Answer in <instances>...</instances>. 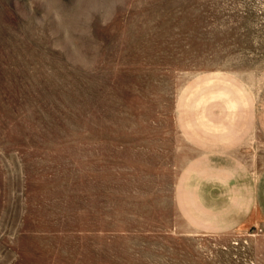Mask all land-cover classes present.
<instances>
[{
    "label": "rangeland",
    "instance_id": "rangeland-1",
    "mask_svg": "<svg viewBox=\"0 0 264 264\" xmlns=\"http://www.w3.org/2000/svg\"><path fill=\"white\" fill-rule=\"evenodd\" d=\"M209 87L213 120L248 101L230 150L186 133ZM261 142L264 0H0V264H264V226L206 231L182 179Z\"/></svg>",
    "mask_w": 264,
    "mask_h": 264
},
{
    "label": "crops",
    "instance_id": "crops-1",
    "mask_svg": "<svg viewBox=\"0 0 264 264\" xmlns=\"http://www.w3.org/2000/svg\"><path fill=\"white\" fill-rule=\"evenodd\" d=\"M206 89L208 90L202 89L200 97L191 104L196 110L200 106L205 107L200 114L199 110L197 111L193 123H185L186 133L189 136L192 134L191 139L199 140L195 141L201 146L204 145V140L208 139L212 141V146L221 143L230 150L234 144L240 142L242 127L249 129V132L254 128V121L236 119L237 109L243 104H248V101L239 96L228 98L224 104L229 110L226 118L213 120L207 115L206 106L217 92H213L210 87ZM226 89L216 91L221 96L227 92L226 96H229L230 92ZM261 145L264 146V142H261ZM223 148L222 150H225ZM260 151L262 158L264 149ZM245 154L252 158L250 164L244 160L240 161L235 154H204L203 158L196 160L183 175L182 179L186 178L192 182L190 191L193 192L184 191L183 207L188 217L196 224L202 225L206 231L227 232L240 227L264 226V161L257 168V155H253L248 148ZM214 156H217L216 161L212 159Z\"/></svg>",
    "mask_w": 264,
    "mask_h": 264
}]
</instances>
